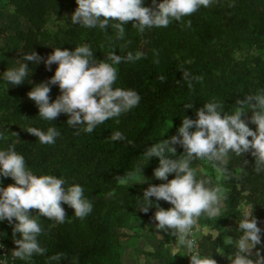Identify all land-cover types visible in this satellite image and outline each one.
Here are the masks:
<instances>
[{
  "label": "clouds",
  "instance_id": "9594fccd",
  "mask_svg": "<svg viewBox=\"0 0 264 264\" xmlns=\"http://www.w3.org/2000/svg\"><path fill=\"white\" fill-rule=\"evenodd\" d=\"M75 3L77 7L70 17L71 25L87 29L98 27L105 33L113 26L118 32L117 38L123 39L126 34L125 25L129 21L134 22L132 26L139 33H144L146 29L167 28L173 22H185V17H190L202 7L213 6L218 0H152V7H145V0H75ZM185 26L190 27L191 21H186ZM52 49L46 59L34 51L26 53L16 67L0 73V81L10 86H20L32 75L29 62H43L48 70H51L53 64L56 65L54 74L46 83L33 85L27 93L38 108V116L50 124L46 131L36 127L26 130L40 143H56L61 132L51 122L62 114L68 117L67 125L77 133L82 128L84 132L91 134L110 119H116L118 123L119 117L139 106L142 97L136 90L114 85L118 80L116 65L139 59L140 53L134 55L128 52L121 56L113 50L108 53L107 60L98 61L88 44L76 45L74 50H62L60 47ZM235 55L237 59L240 58L239 52ZM182 72L189 85L192 80H202V77L193 76L187 69ZM52 85L58 86L61 93L55 100L50 98ZM184 107L191 109L193 105L190 103ZM249 111L252 112L250 123L256 126L255 131L242 119ZM195 116V120L184 116L176 135L161 139L146 148L144 155L148 161L153 158L159 160L158 167L153 171L154 178L166 183L149 184L140 198L147 201L149 206L140 211L147 213L152 207L157 209L153 216L155 228L158 232L170 231L177 234L180 243L190 253L187 255L190 264H216L212 257H201L196 251L197 240L193 225L202 214H220L219 189L208 187L209 182L204 179H197L191 161L226 160L229 153L241 156L252 150L256 161L264 165V91L238 100L237 109L232 114L224 113L219 103L209 101L195 111ZM14 135L17 137V133ZM108 139L115 143L125 141L126 137L122 132L115 131ZM6 140L5 132L0 131V143ZM177 145L183 148V153L179 156L176 154ZM173 156L177 158H172ZM257 171H264V167ZM173 174L174 178L169 180L168 177ZM3 178H11L14 183L2 186ZM123 182L121 178V183ZM84 192L82 185H68L64 178L56 175L34 174L14 145L6 149L0 147V223L7 221L12 225L13 243L16 245L11 254L8 250L12 258L10 264H14L17 259L31 262L33 257L47 253L39 240L43 232L39 217H46L59 224L65 223L68 217L62 205L71 208L79 219L91 214L93 203ZM112 195L113 193H108L109 197ZM150 197L154 201L163 200L171 207L165 210L150 200ZM30 209L38 211L31 215ZM257 225L258 221L252 215V210L240 219L239 240L233 242L228 239L238 248L231 264H264L259 251L255 261L248 255L251 249L261 244L262 229ZM4 246L0 244V249ZM2 257L4 258L0 259V264H7V256ZM64 257V253L49 256V264H60Z\"/></svg>",
  "mask_w": 264,
  "mask_h": 264
},
{
  "label": "trees",
  "instance_id": "16d2710c",
  "mask_svg": "<svg viewBox=\"0 0 264 264\" xmlns=\"http://www.w3.org/2000/svg\"><path fill=\"white\" fill-rule=\"evenodd\" d=\"M27 3L21 0L18 11L40 29L38 19L31 15ZM144 6L152 7V0H145ZM188 20L191 21L190 27L185 26ZM184 21L173 22L167 28L146 29L144 33H139L132 26L134 22L129 21L125 25L123 39L117 38L118 32L113 26L107 33L98 27L87 29L82 26L74 37L76 44L55 43L54 48L62 50H74L76 45L88 44L98 61L107 60L108 53L113 50L121 56L128 52L140 53L139 59L116 65L118 80L114 87L134 89L142 100L138 107L119 117L118 123L116 119H110L91 134L82 128L77 133L69 126L63 133L60 131L61 136L57 140L68 149L61 152L59 162L49 167L36 169L37 165L30 161L28 155L21 153L36 175H56L64 178L68 185H82L85 196L93 203V211L86 218L79 219L66 205L68 218L65 223L48 219L41 221L43 232L39 240L47 253L33 257L31 262L17 259L14 264H49L48 257L57 253L65 254L60 264H121L117 244L127 236L117 228L126 227L130 217L140 216L154 222L157 210L152 207L147 213L141 212L143 207L149 206L148 202L140 199L143 196L136 187L125 181L142 169L149 181L156 185L166 183L154 178L153 171L159 160L153 158L148 161L144 155L146 148L176 135L183 117L195 120V111L209 101L219 103L224 113L232 114L237 109L238 100L264 91V61L251 67L249 61H235L232 56L233 50L258 44L259 35L252 29L256 28L258 34L264 32V0H218L213 6L202 7L190 17H185ZM29 33L37 35L31 30ZM183 69L189 70L193 76L202 77V80H192L189 85L183 78ZM190 103L193 107L185 109L184 106ZM13 112L20 121L24 118L16 110ZM65 119L67 121L68 117ZM33 125L44 131L49 127L40 121H34ZM53 125L57 127V124ZM115 131L122 132L126 140L111 142L108 138ZM176 147L179 156L183 148ZM195 160L191 161V166ZM211 162L229 173L231 164ZM250 162L251 157L243 158L246 166ZM172 178L174 174L168 177L169 180ZM4 181L6 184L10 178H4ZM231 183L230 179L225 187L232 189ZM108 193L113 195L109 197ZM232 195L233 189L227 195L228 205ZM262 197L260 193L246 200L247 204L253 205L252 215L258 224L264 220ZM163 205L169 204L165 202ZM239 216V212L221 214L220 221L202 214L197 220L202 225L220 229L228 218ZM2 242L11 254L10 244ZM146 255L171 264L163 243Z\"/></svg>",
  "mask_w": 264,
  "mask_h": 264
},
{
  "label": "rangeland",
  "instance_id": "374dc122",
  "mask_svg": "<svg viewBox=\"0 0 264 264\" xmlns=\"http://www.w3.org/2000/svg\"><path fill=\"white\" fill-rule=\"evenodd\" d=\"M22 1L28 2L31 15L38 19L40 29L34 27L32 22L18 11L17 7L21 0H0V73L16 67L18 62L23 60L24 55L31 51L46 59L52 53L55 43L71 42L76 44L77 41L74 37L79 34L82 27L70 24V17L77 7L75 0ZM30 30L35 35L37 34L36 37L29 33ZM252 30L255 31L256 35H259L258 44L232 52L235 61H249L251 67L264 61V32L258 34L256 28ZM237 52L240 53L239 59L235 55ZM29 68L32 70V75L28 81L20 86H10L4 81H0V131H4L7 136V140L0 143V147L6 149L10 145H14L15 150L20 154H27L30 161L34 162L37 165L36 169H38L40 166L49 167L59 162L61 152L68 148L58 140L54 145L42 144L37 138L26 132L29 127H35L34 121H40L44 126H50L48 121L41 120L38 116V108L28 98L27 93L33 85L46 83L54 74L56 65L53 64L51 70H48L43 62L39 64L29 62ZM6 87L9 88L5 90ZM60 94L58 86L52 85L51 100H55ZM13 110L24 115V118L20 121ZM251 116L252 112L249 111L242 119H245L249 128L255 131L256 126L250 123ZM65 117L62 114L51 122L57 124V128L62 133L68 127ZM38 128L41 129L40 126ZM14 133H17V137ZM245 156L251 157L249 166L243 163ZM216 161L223 165L231 164L228 168L229 173H225L218 164L207 159H197L191 166L196 172L197 179H204L209 182L208 187L219 189L218 206L220 214L209 216L216 217L220 221L222 220L221 214L239 212L241 216L228 218L220 229L218 226L213 228L202 225L197 220L193 225L197 240L196 251L201 257H212L216 264H231V259L237 254L238 248L228 239L235 242L240 238L238 222L252 210L251 205L247 204L246 200L255 198L262 193L261 203L263 204L262 213H264V171H257L264 165L256 161V157L252 155V150L242 153L241 156L229 153L226 160ZM140 170L136 175L129 177L125 183L136 187V190L143 196V192L149 184H156L149 181L142 170L140 173ZM230 179L232 180L233 195L231 203L228 205L227 195L231 193L232 189L226 188L225 183ZM13 183L14 181L10 178V181L5 184L3 178L2 186L6 187ZM149 199L153 200L154 198L150 197ZM155 203H158L165 210L171 207L170 204L164 207L165 201L163 200L155 201ZM64 206L66 205H62V207ZM37 211L30 209L29 213L35 215ZM39 219L44 221L47 218L41 216ZM155 224V221L150 222L147 218L137 216L130 217L126 227L117 228L119 232L121 231L127 236V238L118 241L117 244L121 264H164L146 255L148 252L155 251L159 243L164 244L165 252L169 255L171 264H190V258L187 256L190 253L180 243L177 234L170 231L158 232ZM257 226L262 229L261 244L248 253L249 258L253 261L257 259V251H259L260 258H264V220ZM0 238L4 243L10 244L11 250L16 248L12 241V225L7 221L0 223Z\"/></svg>",
  "mask_w": 264,
  "mask_h": 264
},
{
  "label": "built area",
  "instance_id": "2783aa9c",
  "mask_svg": "<svg viewBox=\"0 0 264 264\" xmlns=\"http://www.w3.org/2000/svg\"><path fill=\"white\" fill-rule=\"evenodd\" d=\"M191 235H192V230H191ZM0 244H3L1 240H0ZM2 256H7V264H10L11 263L12 258H10L8 249L5 246L2 249H0V259H3L4 258Z\"/></svg>",
  "mask_w": 264,
  "mask_h": 264
}]
</instances>
